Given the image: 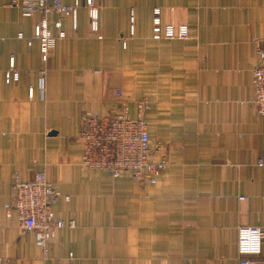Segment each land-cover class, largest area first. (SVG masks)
Returning <instances> with one entry per match:
<instances>
[{
	"label": "crops",
	"instance_id": "0c3cea01",
	"mask_svg": "<svg viewBox=\"0 0 264 264\" xmlns=\"http://www.w3.org/2000/svg\"><path fill=\"white\" fill-rule=\"evenodd\" d=\"M80 1L44 62L28 44L38 17L0 0V264H239V228L264 226L253 84L264 0H96L99 32ZM155 7L190 36L155 39ZM11 55L20 78L7 83ZM119 90L132 116L137 100L150 105L151 160L166 161L155 183L81 164L82 117L107 115ZM39 170L60 191L57 215L75 222L45 248L8 212L15 179ZM255 258L264 264V244Z\"/></svg>",
	"mask_w": 264,
	"mask_h": 264
},
{
	"label": "built area",
	"instance_id": "2783aa9c",
	"mask_svg": "<svg viewBox=\"0 0 264 264\" xmlns=\"http://www.w3.org/2000/svg\"><path fill=\"white\" fill-rule=\"evenodd\" d=\"M80 0L73 5L63 0H10L9 5L19 8L28 17H38L33 25L28 44L38 41L43 61H47L50 51L60 38L66 36L62 28V19L72 16L76 19ZM88 11L89 24L94 32L100 29V11L96 0H84ZM58 18L53 23L50 14ZM153 37L155 39H186L190 36L187 24L175 25L163 23L161 9L155 7L152 18ZM53 28L58 30L57 34ZM24 37L23 32L17 35ZM260 62L253 70L255 104L258 113L264 115V36L258 48ZM42 74L45 69L41 70ZM20 72L16 67L15 56L11 55L9 67L5 71L7 83L17 81ZM33 86L29 94L33 95ZM117 105L105 116L84 115L80 139L83 150L81 164L92 169H104L114 177L130 172L141 184L155 183L164 169L166 161H152L151 139L145 112L149 103L145 99L136 101V115L132 116L130 105L124 99L121 90L117 92ZM258 163L264 166V157ZM15 194L8 205V212L15 211L24 231H33L37 243L45 248L56 231L64 227H74L75 222L65 221L54 210V204L60 197V191L47 177L45 170L36 171L30 180L14 181ZM69 198V197H67ZM238 250L241 255L239 264H258L255 258L260 256L264 244V226L244 225L239 228Z\"/></svg>",
	"mask_w": 264,
	"mask_h": 264
},
{
	"label": "water",
	"instance_id": "95a60500",
	"mask_svg": "<svg viewBox=\"0 0 264 264\" xmlns=\"http://www.w3.org/2000/svg\"><path fill=\"white\" fill-rule=\"evenodd\" d=\"M50 132L54 133L55 131L53 130V131H50Z\"/></svg>",
	"mask_w": 264,
	"mask_h": 264
}]
</instances>
